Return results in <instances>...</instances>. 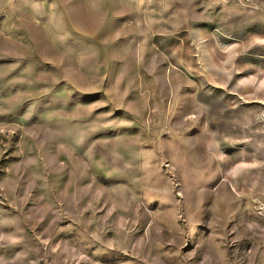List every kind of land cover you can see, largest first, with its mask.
I'll return each instance as SVG.
<instances>
[{
	"label": "rangeland",
	"instance_id": "374dc122",
	"mask_svg": "<svg viewBox=\"0 0 264 264\" xmlns=\"http://www.w3.org/2000/svg\"><path fill=\"white\" fill-rule=\"evenodd\" d=\"M264 0H0V264H264Z\"/></svg>",
	"mask_w": 264,
	"mask_h": 264
},
{
	"label": "built area",
	"instance_id": "2783aa9c",
	"mask_svg": "<svg viewBox=\"0 0 264 264\" xmlns=\"http://www.w3.org/2000/svg\"><path fill=\"white\" fill-rule=\"evenodd\" d=\"M262 206H263L262 208L264 209V205H262Z\"/></svg>",
	"mask_w": 264,
	"mask_h": 264
}]
</instances>
